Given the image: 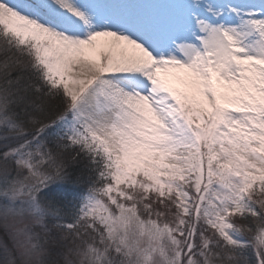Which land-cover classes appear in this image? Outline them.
Listing matches in <instances>:
<instances>
[{
    "label": "snow or ice",
    "instance_id": "snow-or-ice-1",
    "mask_svg": "<svg viewBox=\"0 0 264 264\" xmlns=\"http://www.w3.org/2000/svg\"><path fill=\"white\" fill-rule=\"evenodd\" d=\"M0 264H264V0H0Z\"/></svg>",
    "mask_w": 264,
    "mask_h": 264
},
{
    "label": "trees",
    "instance_id": "trees-1",
    "mask_svg": "<svg viewBox=\"0 0 264 264\" xmlns=\"http://www.w3.org/2000/svg\"><path fill=\"white\" fill-rule=\"evenodd\" d=\"M237 223H239V221H237Z\"/></svg>",
    "mask_w": 264,
    "mask_h": 264
}]
</instances>
